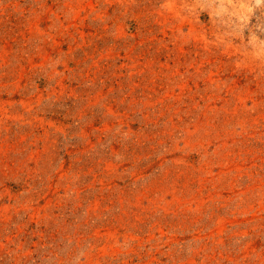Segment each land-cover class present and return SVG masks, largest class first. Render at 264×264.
I'll return each mask as SVG.
<instances>
[{
  "label": "rangeland",
  "instance_id": "rangeland-1",
  "mask_svg": "<svg viewBox=\"0 0 264 264\" xmlns=\"http://www.w3.org/2000/svg\"><path fill=\"white\" fill-rule=\"evenodd\" d=\"M0 264H264V0H0Z\"/></svg>",
  "mask_w": 264,
  "mask_h": 264
}]
</instances>
